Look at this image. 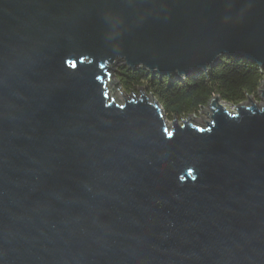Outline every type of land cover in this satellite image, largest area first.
Returning a JSON list of instances; mask_svg holds the SVG:
<instances>
[{"label": "water", "instance_id": "95a60500", "mask_svg": "<svg viewBox=\"0 0 264 264\" xmlns=\"http://www.w3.org/2000/svg\"><path fill=\"white\" fill-rule=\"evenodd\" d=\"M224 55L264 68V0H0V264H264V105L109 85Z\"/></svg>", "mask_w": 264, "mask_h": 264}, {"label": "trees", "instance_id": "16d2710c", "mask_svg": "<svg viewBox=\"0 0 264 264\" xmlns=\"http://www.w3.org/2000/svg\"><path fill=\"white\" fill-rule=\"evenodd\" d=\"M116 75L127 92L136 93L141 88L154 95L167 118L198 114L216 95L234 105L257 98L264 82V68L228 55L189 75H152L146 68L134 70L124 63L117 66Z\"/></svg>", "mask_w": 264, "mask_h": 264}, {"label": "rangeland", "instance_id": "374dc122", "mask_svg": "<svg viewBox=\"0 0 264 264\" xmlns=\"http://www.w3.org/2000/svg\"><path fill=\"white\" fill-rule=\"evenodd\" d=\"M120 63H123V62H119L116 66H115V69L117 68V66L120 64ZM136 70V69H134ZM111 80L115 83H118L117 85L113 82H111L109 85L111 87V90L113 91V94L114 96L121 100V101H124L125 98H127L128 96H131L133 95V92H127L124 88H123V85L122 83L120 82V80L118 79L117 75H116V71H114V76L111 78ZM264 85V82L262 84V86ZM262 87L260 88V91H261ZM142 90H145V89H141L139 88L137 91H136V94H140ZM146 91V90H145ZM260 91H259V97L255 98V100L257 101V103L260 105V106H263L264 105V101L263 99L261 98L260 96ZM148 96L150 98H152V95L151 94H148ZM125 97V98H124ZM254 98V97H253ZM249 99H247L245 101L246 104L249 103ZM225 106L228 108V109H233L235 110V107H233L231 104H227V103H224ZM205 111H208V112H211V108L209 107V105H207L206 107H204L200 113L198 114H194V115H190V117H192V121L196 124V125H203L205 126L206 124V121L210 120L208 114L205 112ZM166 117V115H165ZM175 118H178L179 121L182 123L184 120H187L189 118V116H185V117H174V118H167V121H168V124L171 125L173 120Z\"/></svg>", "mask_w": 264, "mask_h": 264}, {"label": "clouds", "instance_id": "9594fccd", "mask_svg": "<svg viewBox=\"0 0 264 264\" xmlns=\"http://www.w3.org/2000/svg\"><path fill=\"white\" fill-rule=\"evenodd\" d=\"M145 91V90H144ZM146 92V91H145ZM147 93V92H146ZM133 94H136V93H133ZM136 95H139V94H136ZM147 95H148V93H147ZM132 96V95H131ZM165 112V111H164Z\"/></svg>", "mask_w": 264, "mask_h": 264}, {"label": "bare ground", "instance_id": "6f19581e", "mask_svg": "<svg viewBox=\"0 0 264 264\" xmlns=\"http://www.w3.org/2000/svg\"><path fill=\"white\" fill-rule=\"evenodd\" d=\"M142 68V67H141ZM136 69V68H135ZM228 104V103H227Z\"/></svg>", "mask_w": 264, "mask_h": 264}]
</instances>
